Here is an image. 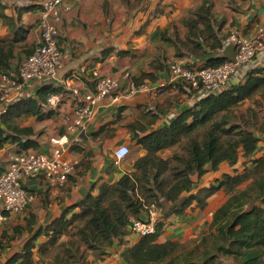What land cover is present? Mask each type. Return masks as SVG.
Instances as JSON below:
<instances>
[{"label": "crops", "instance_id": "0c3cea01", "mask_svg": "<svg viewBox=\"0 0 264 264\" xmlns=\"http://www.w3.org/2000/svg\"><path fill=\"white\" fill-rule=\"evenodd\" d=\"M203 1L64 0L61 5L62 20L59 23L64 65L56 79L24 82L13 103L37 97L38 90L44 85L58 88L57 93L62 94L63 98L58 105L47 106L53 109L50 115H29L18 119L21 127L33 129L30 135H23V140H29L31 144L23 146L5 143L0 148V171L8 166L13 152L53 150L55 145L51 139L66 131L67 117L73 115L85 95L95 88L96 70L100 74L120 79L125 87L130 83H148L159 88L156 93L139 91L119 103L104 99L94 106V114L80 130L79 139L66 152L68 158L78 159L79 164L64 184H52L43 174L24 178V185L33 193L34 199L25 212L9 213L0 223V264L21 251L26 241L40 227L49 225L65 212L71 215L79 211L77 204L86 193L91 191L97 194L103 182H115L124 173L133 171L134 159L139 155L134 157L132 149L137 147L140 155L146 152L137 138H134L136 133L145 135L169 124L183 109L202 98L185 84L182 87L176 86L178 80L169 69L171 62L203 67L208 57L224 56V48L229 44H226L225 39L232 29L252 35L259 25H264V0H210L216 19L222 23L219 35L224 39V47L208 50L202 57L186 53L172 40L176 37L185 38L188 32L187 19ZM40 3L41 0H0V42H14L10 60L12 67L18 66L29 55V51H34L40 39ZM30 4L37 6L24 10ZM13 19L15 24L25 28V34L18 35L17 41H13ZM111 47L115 50L103 56V50ZM121 49H129L130 52L119 55L117 50ZM155 59H158L160 68L151 65ZM261 65H264V47L252 61L240 65L226 86L212 93L244 81L248 71ZM125 72L130 73V80L124 77ZM144 72H150L154 77L142 78ZM72 88L78 89L79 93L74 94ZM249 105H253L251 100H247L243 106ZM122 144L129 145L132 153L117 162L115 149ZM263 153L264 134L255 156ZM248 159L241 154L234 166L223 161L217 170L209 169L201 177L194 174L195 187L192 191L215 182L225 172H233L234 168H240L241 163ZM226 198V192L220 189L208 198L205 208L194 202L184 214L171 215L165 219L166 224L159 241L189 242L200 239L210 232L213 213ZM142 216L148 219L150 211H145ZM141 237L128 227L125 236L104 248L103 254L89 251L88 258L93 264H127L124 255L128 247ZM46 240V235H40L36 240L37 245ZM37 248L35 264H39L40 258ZM216 264H236V261L233 257H222Z\"/></svg>", "mask_w": 264, "mask_h": 264}, {"label": "trees", "instance_id": "16d2710c", "mask_svg": "<svg viewBox=\"0 0 264 264\" xmlns=\"http://www.w3.org/2000/svg\"><path fill=\"white\" fill-rule=\"evenodd\" d=\"M35 6L30 4L24 10ZM11 26L13 41H17L18 35L25 34V28L15 24L14 19ZM187 27L184 39L172 40L186 53L202 57L208 50L224 47V39L219 35L222 23L216 19L210 0H204L193 11ZM13 43L0 42L1 73L12 68ZM114 50L111 47L102 54L106 56ZM129 52L117 50L119 55ZM225 61L223 55L211 56L204 66H217ZM151 65L160 68L158 59ZM141 77L154 76L144 72ZM57 92L58 88L44 85L37 97L10 104L0 118V148L7 142L29 146L31 142L23 140V135H30L33 129L21 127L17 117L52 114L47 100ZM247 100L253 105L244 107ZM263 134L264 65H261L248 71L244 81L203 96L169 124L145 135L136 133L134 138L146 152L134 159L133 171L124 173L115 182H103L97 194L86 193L77 204L79 211L71 215L65 212L40 227L23 249L4 264H35L37 246L39 264H93L88 258L89 251L103 254L104 248L125 236L132 218L144 219L143 213L149 212L152 204L161 208V218L153 233L143 235L128 247L124 255L127 264H216L222 257H233L236 264H264V153L255 156ZM175 146L180 150L172 157L161 155L162 150ZM241 154L249 158L243 162L242 171L236 167L215 182L192 191L194 174L201 177L209 169L217 170L223 161L234 166ZM220 189L227 198L214 211L210 232L189 242L159 241L165 219L184 214L194 202L205 208L208 198ZM42 234L47 240L37 245L36 240Z\"/></svg>", "mask_w": 264, "mask_h": 264}, {"label": "built area", "instance_id": "2783aa9c", "mask_svg": "<svg viewBox=\"0 0 264 264\" xmlns=\"http://www.w3.org/2000/svg\"><path fill=\"white\" fill-rule=\"evenodd\" d=\"M64 0H41L38 18L40 39L35 50L16 66L0 73V118L19 96L24 82L31 80L56 79L59 70L64 65V51L60 46L59 23L62 20L61 5ZM226 44L236 46V60L225 61L217 66L194 67L179 61L169 64V69L175 79L182 80L189 89L201 97L209 95L217 88L224 87L232 75L242 64L252 61L264 47V25H259L252 35L243 34L238 29H232L225 39ZM95 88L88 92L83 102L68 116L66 131L51 139L55 145L51 152L25 150L11 153L8 166L0 171V223L9 213L25 212L34 199L24 185V178L45 175L52 184H64L79 164L76 158H68L66 152L69 146L80 137L79 132L84 124L94 114V106L110 99L119 103L131 98L139 91L156 93L159 87L148 83H130L122 85L121 80L100 74L97 70ZM124 77L130 80L129 72ZM74 94L78 89L72 88ZM63 95H49L47 106L58 105ZM131 153V147L122 144L115 149L117 162H121ZM154 206V205H153ZM159 214L150 209L149 218H132L129 228L140 235L153 233L156 229Z\"/></svg>", "mask_w": 264, "mask_h": 264}, {"label": "rangeland", "instance_id": "374dc122", "mask_svg": "<svg viewBox=\"0 0 264 264\" xmlns=\"http://www.w3.org/2000/svg\"><path fill=\"white\" fill-rule=\"evenodd\" d=\"M183 84H185V83H183V81L182 80H178L177 81V83H176V86L177 87H182L183 86ZM186 85V84H185ZM21 117H17V121H18V119H20ZM180 149L177 147V146H175V147H172V148H167V149H164V150H162L161 151V155L163 156V157H165V158H170V157H172L176 152H178ZM132 151H133V153H134V157L135 156H137V155H140V153L138 152V149H137V147H134L133 149H132ZM132 151H131V153H132ZM132 156V155H131ZM241 171L244 169V165H243V162L241 163V165H240V168H239ZM213 178H210V180H212ZM150 209H153L154 211H157L158 212V214H160L161 215V208H159L158 207V205H154L153 206V204L149 207V211H150ZM159 219H160V216H159Z\"/></svg>", "mask_w": 264, "mask_h": 264}, {"label": "water", "instance_id": "95a60500", "mask_svg": "<svg viewBox=\"0 0 264 264\" xmlns=\"http://www.w3.org/2000/svg\"><path fill=\"white\" fill-rule=\"evenodd\" d=\"M224 56L229 60H236V46L234 43H229L224 48Z\"/></svg>", "mask_w": 264, "mask_h": 264}]
</instances>
